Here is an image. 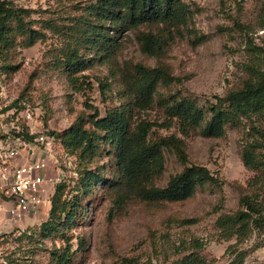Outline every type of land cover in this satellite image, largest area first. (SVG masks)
Instances as JSON below:
<instances>
[{
  "label": "trees",
  "instance_id": "trees-1",
  "mask_svg": "<svg viewBox=\"0 0 264 264\" xmlns=\"http://www.w3.org/2000/svg\"><path fill=\"white\" fill-rule=\"evenodd\" d=\"M47 18L35 19L32 12L9 0H0V71H15L13 55L18 48L29 49L46 42L49 35L58 40L49 67L67 74L70 86L80 92L91 83L84 72L96 64L120 73L124 90L121 105L92 114L79 115L62 132H49L61 148L79 160L78 179L72 185L64 180L55 185L48 219L41 225L37 240L27 253L45 249L46 241L65 245L50 250V264H73L84 247L74 249L69 232L86 221L88 203L97 198L98 187L118 186L123 199L135 194L142 201L183 203L193 199L206 186H219V178L205 166L185 165L163 188L155 181L165 170L166 151L175 152L186 163L184 142L175 136L152 139L156 123L141 114L155 108L162 113L159 127H177L183 136L200 130L210 139L223 138L228 128L248 126L250 141L244 146L242 160L253 173L238 208L218 216L215 229L219 239L231 244L226 249L227 264H245L246 246L264 247V38L256 43L248 36L244 80L239 88L216 96L206 104L173 93L174 78L167 67H148L127 63L119 66V56L128 36L135 35L144 55L160 57L171 43L189 33L193 12L185 0H56ZM257 27L264 35V3ZM146 29L147 31H143ZM23 139L34 143L36 136L24 131ZM106 158L107 163H101ZM107 175H113L108 177ZM193 220H182L192 225ZM203 244L193 240L183 257L173 264H209L201 254Z\"/></svg>",
  "mask_w": 264,
  "mask_h": 264
},
{
  "label": "rangeland",
  "instance_id": "rangeland-1",
  "mask_svg": "<svg viewBox=\"0 0 264 264\" xmlns=\"http://www.w3.org/2000/svg\"><path fill=\"white\" fill-rule=\"evenodd\" d=\"M9 1L30 10L35 19L47 18L43 12L57 7L56 0ZM185 2L193 12L189 26L192 33L184 30L160 57L144 55L131 33L118 62L120 68L127 63L167 67L174 81L170 88L161 87V93L170 92L206 104L242 85L244 65L249 59L248 36L256 43L264 38L257 27L264 0ZM57 44L56 37L49 35L46 42L32 48H18L12 60L17 69L10 73L0 71V143H17L24 131L30 135L34 132L35 136L62 132L81 114H92L95 108L104 116L107 109L122 104L121 74L106 65L96 64L84 72L91 87L74 91L64 71L49 67L53 56L48 52ZM141 117L156 123L152 139L175 136L184 142L187 162L175 152L166 151L165 170L155 181L156 187H165L185 165L207 167L219 178L220 185L206 186L183 203L147 202L133 193L123 199L118 186L108 190L98 187L99 196L88 203L91 209L86 221H80L69 232L74 249L84 245L73 264H173L187 253L185 249L193 240L203 244L201 254L209 264H227L225 252L231 242L219 239L215 222L219 215L238 208L253 176L242 160L243 148L250 141L249 127H231L223 138L210 139L200 130L183 136L177 127H159L163 116L156 108ZM102 160V164L108 162L106 158ZM50 163L53 191L63 178L72 185L78 179L79 160L57 142ZM0 199L5 201L1 193ZM4 203L5 208L0 206V264H50V250L64 246L62 241H46L45 249H38L33 255L27 250L33 246L30 238L38 239L40 227L48 219L52 197L32 215L18 220L10 217L11 221L3 215L12 206ZM182 220L194 223L186 226ZM252 246L253 241L246 246L249 256L245 264H264V247Z\"/></svg>",
  "mask_w": 264,
  "mask_h": 264
},
{
  "label": "built area",
  "instance_id": "built-area-1",
  "mask_svg": "<svg viewBox=\"0 0 264 264\" xmlns=\"http://www.w3.org/2000/svg\"><path fill=\"white\" fill-rule=\"evenodd\" d=\"M19 139L14 144L0 143V193L12 202L9 214L16 220L52 197L54 178L49 171L50 155L56 143L47 133L37 135L34 143L26 142L23 137Z\"/></svg>",
  "mask_w": 264,
  "mask_h": 264
},
{
  "label": "crops",
  "instance_id": "crops-1",
  "mask_svg": "<svg viewBox=\"0 0 264 264\" xmlns=\"http://www.w3.org/2000/svg\"><path fill=\"white\" fill-rule=\"evenodd\" d=\"M1 196L4 197L5 201H4V200L2 201V199H0V200H1V201H0V206H2V207L5 208V203H4V202H7L8 205L13 206L12 202H11L9 199H7V198H6L5 196H3L2 194H1ZM34 211L36 212L37 210H34ZM34 211L31 212V213H29V214H27V215H28V216L32 215V214L34 213ZM2 215H3V214H2ZM27 215H26V216H27ZM4 216H6V217L8 216V220L11 221V218H10L11 216H10L9 212H7V213L5 212V214L3 215V217H4ZM26 216H25V217H26ZM23 218H24V217H23ZM13 219H14V218H13ZM8 223H9V222H8Z\"/></svg>",
  "mask_w": 264,
  "mask_h": 264
}]
</instances>
